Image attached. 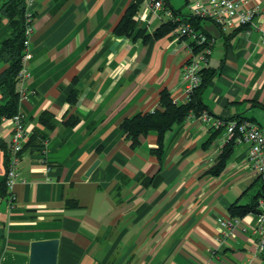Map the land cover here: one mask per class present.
Here are the masks:
<instances>
[{
	"label": "crops",
	"instance_id": "crops-1",
	"mask_svg": "<svg viewBox=\"0 0 264 264\" xmlns=\"http://www.w3.org/2000/svg\"><path fill=\"white\" fill-rule=\"evenodd\" d=\"M193 1L167 0L166 9L182 21L192 16ZM5 2L0 47L10 35ZM135 2L35 0L30 77L19 110L30 136L40 131L48 141L24 151L14 200L0 193V264H29L31 243L51 239L60 241L58 264H264L253 233L256 217L235 219L230 212L262 189L248 145L236 146L215 176L225 131L211 130L199 116L167 133L162 160L151 153L155 133L133 149L120 128L137 113L159 109L164 90L179 104L188 100L183 68L191 38L176 30L145 41L140 32L152 35L169 20L145 0L135 33L118 36ZM240 2L245 10L258 8L251 25L223 29L201 22L200 31L213 41L203 69L217 71L203 99L212 116L252 120L264 130V0ZM6 68L0 60V74ZM73 90L79 92L74 106L68 101ZM42 113L51 115L52 129L40 123ZM74 116L80 122L68 126ZM12 130L4 120L0 187ZM68 201L78 207H67Z\"/></svg>",
	"mask_w": 264,
	"mask_h": 264
},
{
	"label": "trees",
	"instance_id": "trees-1",
	"mask_svg": "<svg viewBox=\"0 0 264 264\" xmlns=\"http://www.w3.org/2000/svg\"><path fill=\"white\" fill-rule=\"evenodd\" d=\"M143 1L144 0H136V2L127 9L121 22L116 28V34L118 36L131 37L135 33L137 17L140 13ZM164 1L167 3V0ZM25 10L26 7L24 0H6L2 8L3 15L9 21L10 35L2 41L0 47V60L7 65V68L0 74V126L4 120L12 118L19 112L20 95L18 92V75L23 67L22 60L25 41ZM203 21L204 20L193 16L186 17L182 21L168 20L152 35H147L144 32H140L139 35H142L145 41L151 38L161 39L176 30L178 31L181 25L187 23L191 24L196 30L200 31L201 22ZM216 73L217 71L212 69L201 70V84L189 95L187 103L179 104L175 102L170 92L164 90L160 94L159 109L148 113H137L132 117L125 119L121 123L120 128L126 139L129 141L131 148L136 149L141 144L142 137L147 136L150 133H155L158 136V144L151 150V153L159 160H162L165 153V137L167 133L174 127L186 121L191 114L200 116L204 111L208 112L204 103L203 94L216 76ZM78 97L79 92L77 90H73L68 99L72 106L77 104ZM240 119L242 118H235L231 120ZM79 122V118L74 116L70 118L66 124L68 126L75 127ZM40 123L47 129L53 128L52 117L48 113L41 114ZM213 139H215V136H213L207 144H209L211 140L213 141ZM47 141V135L40 131H35L33 135H31L29 142L26 144L25 150L29 148H42L45 146ZM236 146L235 141H230L225 145L224 150L220 155L218 165L212 169V174L218 176L224 171ZM9 149L10 145L6 150L7 157ZM0 193L4 198L11 195L14 200L13 195L7 188L6 178L0 187ZM263 198L264 187L262 185V189L259 194L255 196L249 204H234L230 208L232 217L235 219H241L247 215L258 214L260 212L259 202ZM66 205L67 207H78V203L76 201H68Z\"/></svg>",
	"mask_w": 264,
	"mask_h": 264
},
{
	"label": "built area",
	"instance_id": "built-area-1",
	"mask_svg": "<svg viewBox=\"0 0 264 264\" xmlns=\"http://www.w3.org/2000/svg\"><path fill=\"white\" fill-rule=\"evenodd\" d=\"M34 2L35 0H28L25 3L23 67L18 75L20 100L26 95L23 84L30 77L27 62L32 59L29 47L35 30V16L32 11ZM145 3L154 13L165 12L169 20H178L171 10L166 9L164 0H145ZM191 7L193 17L211 21L223 29H237L249 26L258 12V8L243 9L240 0H194ZM178 31L180 36L191 38L193 42L191 58L183 68L184 80L187 82L186 94L189 97L201 84L200 72L211 55L213 41L205 33L196 30L189 23L181 25ZM199 119L211 130L225 131V144L235 141L237 146L248 145L249 164L264 187V130L254 121L246 119L225 120L214 117L207 111H204L199 116ZM8 120L11 121L13 130L7 157L6 185L9 192L12 193L17 181L18 169L24 155L25 146L31 136L26 129V118L20 110ZM259 210L260 212L254 215L257 220L253 233L256 236L257 253L264 259V198L259 202ZM221 225L224 228L233 226L232 223L227 221H221Z\"/></svg>",
	"mask_w": 264,
	"mask_h": 264
},
{
	"label": "water",
	"instance_id": "water-1",
	"mask_svg": "<svg viewBox=\"0 0 264 264\" xmlns=\"http://www.w3.org/2000/svg\"><path fill=\"white\" fill-rule=\"evenodd\" d=\"M94 168L95 166L91 168V171ZM59 247L60 241L58 239L32 242L29 264H58Z\"/></svg>",
	"mask_w": 264,
	"mask_h": 264
}]
</instances>
